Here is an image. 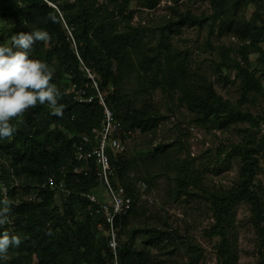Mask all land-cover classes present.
I'll return each mask as SVG.
<instances>
[{"label": "trees", "instance_id": "obj_1", "mask_svg": "<svg viewBox=\"0 0 264 264\" xmlns=\"http://www.w3.org/2000/svg\"><path fill=\"white\" fill-rule=\"evenodd\" d=\"M133 1L154 8L160 0H0V46H12L11 37L19 32L41 29L50 34L49 42L34 44L30 58L39 59L54 70L51 83L62 94L58 104L64 105L63 115L54 116L47 103L38 104L12 121L16 127L12 137L0 139V179L20 181V187L11 189L7 197L11 201L9 220L0 232L8 231L22 241L19 247L9 248L8 260H0V264H109L111 252L105 235H100L102 217L80 195L94 190L100 181L92 161L81 163L74 157L76 135L90 131L102 120V108L97 103H78L64 92L69 79L87 81L76 51L97 74L126 131L149 132L159 126L164 117L150 108L148 100L134 104L135 96L150 98L157 89L176 93L177 102L195 114L196 123L230 124L247 119L261 131L264 113L254 116L236 109L217 92L213 81L190 69L187 53L170 45L166 33L184 24L203 27L209 19L211 26L220 22L221 30L226 26V31L241 40L238 47L228 48L235 50L241 60L229 58L225 52L217 64L220 75L224 69L234 68L241 78L242 95L253 90L264 94L263 82L257 76L259 68L251 69L249 60L252 52L264 58V3L254 11V19L236 25L229 17L233 15L232 8L238 9L240 0H205L213 7V13L207 16L177 9L174 17L160 27L157 42L150 44L144 29L132 24ZM50 15L56 16L58 22L53 23ZM167 146L160 143L153 150L146 149V156L156 159ZM235 148L241 158L237 185L207 196L214 220L208 233L218 237L215 264H238L236 215L240 202L249 205L256 231L255 264H264V186L256 183L261 170L260 152H264V132L253 143ZM125 150L126 144L121 153L109 151L117 172L114 180L122 183L133 197L132 208L121 222L127 237L120 239L121 263L153 264L152 247L162 249L170 244L187 251V258L178 264H200V246L184 239L179 230L150 224L128 228L139 215V197L134 189L138 177L132 175V162L124 157ZM76 166L85 169L75 170ZM51 173H55L57 182L65 177L64 186L70 192L58 191L55 184L41 188L39 185ZM188 176V169L178 168L175 198L199 195L189 187ZM33 191L37 194L31 198ZM57 195L63 198L61 207L56 204Z\"/></svg>", "mask_w": 264, "mask_h": 264}, {"label": "rangeland", "instance_id": "obj_2", "mask_svg": "<svg viewBox=\"0 0 264 264\" xmlns=\"http://www.w3.org/2000/svg\"><path fill=\"white\" fill-rule=\"evenodd\" d=\"M263 3L264 0H240L238 9L235 11L232 8L233 15H230L229 20L233 19L234 25L251 21L255 17L254 11L260 9ZM130 7L134 9L132 24L144 29L145 39L150 44L157 42L160 27L174 17L177 9H188L206 16L213 13L211 3L205 0H160L154 8L133 1ZM225 27L221 30L220 22L211 26L210 19L203 27L184 24L179 29L167 30L166 41L186 52L190 69L203 73L213 81L217 92L236 109L258 116L264 113V94L253 90L242 95V82L236 69H224L223 76L218 70L217 64L225 52L229 58L238 57L235 50L228 48L241 45V40L226 31ZM249 60L251 69L259 68L257 76L264 85V58L252 52ZM225 76L229 78L225 79ZM176 96V93L157 89L150 98L143 94L134 98L136 105L148 100L150 108L164 119L156 129L149 132L131 130L126 137L124 157L132 162V175L138 177L134 189L139 197V215L128 224V228L150 224L163 229H177L184 239L200 246V264H215L218 237L208 233L214 220L207 196L237 185L241 158L235 146L253 143L262 131L247 119L230 124L196 123L195 114L179 105ZM160 143L168 145L164 152H159L156 159L152 155L146 156V149L153 150ZM259 159L261 170L256 176V183L264 186V152H260ZM178 168L188 169L189 187L198 191L199 195L174 197ZM62 203V196L57 195L56 204L61 207ZM236 224L238 264H255L258 259V240L250 207L245 202L237 205ZM126 238L121 229L120 239ZM150 252L153 264H178L187 258L185 248L170 244L164 245L162 249L152 247Z\"/></svg>", "mask_w": 264, "mask_h": 264}, {"label": "built area", "instance_id": "obj_3", "mask_svg": "<svg viewBox=\"0 0 264 264\" xmlns=\"http://www.w3.org/2000/svg\"><path fill=\"white\" fill-rule=\"evenodd\" d=\"M68 31L73 38L71 31L69 29ZM76 53L80 60V70L87 81L69 79L64 86V92L73 101L97 103L102 108L101 123L92 127L88 132H79L74 141L76 161L81 163L92 161L100 181L94 190L81 192L80 195L88 201L89 208L102 217L100 227H103V231L100 235H105L108 249L111 252L109 264H122L119 253L121 222L132 208L133 197L122 183L114 180L117 172L112 164L109 151L115 154L121 153L131 130L124 129L121 119L116 116L107 99L106 91L101 87L97 74L84 62L77 51ZM238 59L241 60V57L239 56ZM261 131L264 132V115L261 121ZM80 169H85V166L75 167V170ZM64 178L57 182L55 173H51L39 186L43 188L48 184H55L58 191L70 192L64 186ZM19 187L20 181L17 179L10 181L0 179V193L3 196L6 192L8 197L11 189ZM36 194L35 191L31 192V198H34Z\"/></svg>", "mask_w": 264, "mask_h": 264}, {"label": "clouds", "instance_id": "obj_4", "mask_svg": "<svg viewBox=\"0 0 264 264\" xmlns=\"http://www.w3.org/2000/svg\"><path fill=\"white\" fill-rule=\"evenodd\" d=\"M49 19L58 22L54 15ZM50 40L46 30L36 29L13 35L10 47L0 46V139L12 137L16 131L12 121L38 104L47 103L52 109L51 115H63L64 105L58 104L62 94L51 83L54 70L43 61L30 58L36 42ZM10 210L11 201L5 192L4 198L0 199V228L8 223ZM21 243L19 236L0 232V260H8L9 248L19 247Z\"/></svg>", "mask_w": 264, "mask_h": 264}]
</instances>
